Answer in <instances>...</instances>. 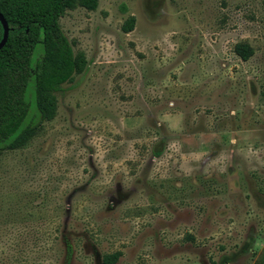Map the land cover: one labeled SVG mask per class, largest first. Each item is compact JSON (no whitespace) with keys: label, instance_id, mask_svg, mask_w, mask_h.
<instances>
[{"label":"rangeland","instance_id":"1","mask_svg":"<svg viewBox=\"0 0 264 264\" xmlns=\"http://www.w3.org/2000/svg\"><path fill=\"white\" fill-rule=\"evenodd\" d=\"M58 23L84 63L0 151V264H262L264 0H97Z\"/></svg>","mask_w":264,"mask_h":264},{"label":"trees","instance_id":"2","mask_svg":"<svg viewBox=\"0 0 264 264\" xmlns=\"http://www.w3.org/2000/svg\"><path fill=\"white\" fill-rule=\"evenodd\" d=\"M79 4L96 8L97 0H0V13L8 24L5 44L0 48V151L26 144L42 121L55 111L54 92L72 78L82 63L77 60L58 18ZM133 18L122 25L128 31ZM3 28L0 23V39ZM39 47V52L33 54ZM234 53L246 60L253 49L236 43ZM32 80L34 113L26 121L30 103L26 88ZM119 252L105 254L102 263L114 264Z\"/></svg>","mask_w":264,"mask_h":264},{"label":"water","instance_id":"3","mask_svg":"<svg viewBox=\"0 0 264 264\" xmlns=\"http://www.w3.org/2000/svg\"><path fill=\"white\" fill-rule=\"evenodd\" d=\"M0 23H1L2 28H3L2 37L0 39V48H2L6 42L9 28H8V24H7L6 20L4 19V17L2 16L1 13H0Z\"/></svg>","mask_w":264,"mask_h":264},{"label":"crops","instance_id":"4","mask_svg":"<svg viewBox=\"0 0 264 264\" xmlns=\"http://www.w3.org/2000/svg\"><path fill=\"white\" fill-rule=\"evenodd\" d=\"M262 264H264V261H263V263Z\"/></svg>","mask_w":264,"mask_h":264}]
</instances>
